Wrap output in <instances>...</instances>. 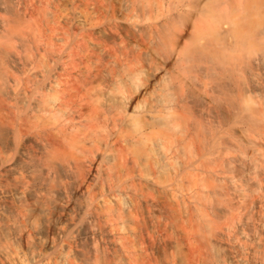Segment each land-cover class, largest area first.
Wrapping results in <instances>:
<instances>
[{
  "label": "rangeland",
  "instance_id": "obj_1",
  "mask_svg": "<svg viewBox=\"0 0 264 264\" xmlns=\"http://www.w3.org/2000/svg\"><path fill=\"white\" fill-rule=\"evenodd\" d=\"M217 1L0 0L19 264H264V0Z\"/></svg>",
  "mask_w": 264,
  "mask_h": 264
},
{
  "label": "bare ground",
  "instance_id": "obj_2",
  "mask_svg": "<svg viewBox=\"0 0 264 264\" xmlns=\"http://www.w3.org/2000/svg\"><path fill=\"white\" fill-rule=\"evenodd\" d=\"M203 1V0H202ZM219 1V0H218ZM217 1V2H218ZM199 2V1H198ZM254 2V1H253ZM207 3V2H206ZM226 3V2H225ZM193 4V3H192ZM194 4H196V2L194 3ZM199 4H201V3H199ZM239 4V3H238ZM242 4V3H241ZM203 5V4H202ZM191 6V5H190ZM200 6V5H199ZM220 6H221V4H220ZM232 6V5H231ZM3 7V4L0 2V8H2ZM196 7H197V5H196ZM189 8V7H188ZM192 8H194L195 9V7H192ZM226 7H222V9H221V11L223 12V10L225 11L226 9H225ZM237 8V7H236ZM216 9V8H215ZM218 9V8H217ZM242 9H243V6H242ZM247 9V8H246ZM245 9V10H246ZM251 9H253V8H251ZM196 10V9H195ZM244 11V10H243ZM236 12V11H235ZM256 12H259V10L257 9L256 10ZM224 13V12H223ZM240 13V12H239ZM238 13V14H239ZM231 14V13H230ZM191 15H193V13L191 14ZM209 16V15H208ZM212 16V15H211ZM216 16V15H215ZM224 16V15H223ZM188 17H189V15H188ZM220 15H219V18L218 19H220ZM245 17H246V15H245ZM185 18V17H184ZM198 18V17H197ZM188 19H190V18H188ZM218 19H216L217 20V22H218ZM226 19L227 20H229V18H227L226 17ZM233 19V18H232ZM239 20H240V18H238ZM242 19V18H241ZM247 19V18H246ZM227 20H225L224 22H225V24L227 23ZM250 20V19H249ZM79 21H82V20H79ZM189 21V20H188ZM193 21V20H192ZM200 21V20H199ZM238 21V20H237ZM217 22L215 23V21H214V23L215 24H217ZM233 22V24H234V20L232 21ZM239 22V21H238ZM238 22H237V24H238ZM191 23H193V22H191ZM205 23V22H204ZM213 23V22H212ZM232 24V25H233ZM204 25V24H203ZM208 25H210L209 23H208ZM230 25H231V19H230ZM251 25H252V23H251ZM217 26L219 27V29L221 28V29H223V28H225V26H224V23L222 22H219L218 24H217ZM217 26H216V28H217ZM228 26H229V23H228ZM249 26V25H248ZM256 26V25H255ZM214 27V26H213ZM229 28V27H228ZM232 28V27H231ZM235 29H236V27H234ZM233 28V29H234ZM210 29V28H209ZM226 29V28H225ZM254 29V28H253ZM224 30V29H223ZM241 30V29H240ZM243 30V29H242ZM215 31V30H214ZM206 32V31H205ZM236 32V31H235ZM242 32V31H241ZM244 32V31H243ZM248 32V31H247ZM250 33H251V31H250ZM254 34V33H253ZM259 34L260 35H263L264 34V29L262 30L261 29V31H259ZM174 36V35H173ZM241 36V35H240ZM259 36V35H258ZM205 37V36H204ZM237 37V36H236ZM235 37V38H236ZM244 37V36H243ZM229 40V39H228ZM246 40V39H245ZM28 41V40H27ZM26 41V42H27ZM207 42V41H206ZM174 43V42H173ZM220 43V42H219ZM252 43V42H251ZM226 48V47H225ZM263 55V54H262ZM257 57V56H256ZM246 61V60H245ZM231 64V63H230ZM242 66V65H241ZM76 85V84H75ZM82 94H84V93H82ZM71 98V97H70ZM120 98L121 99H124V96L123 95H121L120 96ZM168 107H166V109H167ZM118 113V112H117ZM5 116V115H4ZM30 116V115H29ZM32 116H30V118H31ZM36 118V117H35ZM56 118V117H55ZM98 118V117H97ZM107 118V117H106ZM99 119V118H98ZM101 119V118H100ZM49 120V119H48ZM47 120V121H48ZM74 130V129H73ZM25 131V130H24ZM56 131V130H55ZM61 131V130H60ZM71 131V130H70ZM75 131V130H74ZM236 131H237V133H239L242 137H244L245 138V136H244V134H243V130H242V128L241 127H237L236 128ZM67 132V131H66ZM72 132V131H71ZM76 132V131H75ZM97 132V131H96ZM167 132V131H166ZM77 133V132H76ZM92 133V132H91ZM100 133V132H99ZM157 133V132H156ZM57 134V133H56ZM69 134V133H68ZM78 134V133H77ZM94 134V133H93ZM70 135V134H69ZM71 135H73V134H71ZM80 135V134H79ZM86 135H88V137H90V133L89 134H86ZM92 135V134H91ZM58 136H59V134H58ZM68 136V135H67ZM78 136V135H77ZM69 137V136H68ZM59 139H61V138H58V140ZM84 139V138H83ZM245 139H249L248 137H246ZM55 141V140H54ZM88 142V141H87ZM89 146V145H88ZM22 155H23V153H22ZM83 156V155H82ZM123 161V160H122ZM29 169H30V167H29ZM14 170V169H13ZM44 173H45V175L47 176V177H49V175H51V171H50V169L49 168H44ZM20 179V178H19ZM30 179V178H29ZM31 180V179H30ZM46 181V182H45ZM48 181L47 180H42V181H40L39 180V182H38V184L37 185H39V189H38V191L36 190V188L35 189H33L32 191H30V195H33V196H38L39 195V193L42 191V190H46L47 191V193L49 192L48 190ZM22 187H25V189H27V188H29V187H31V186H29L28 184H17L16 186H14V187H6L4 184H3V182H1L0 181V219H4V218H6V219H9L10 218V212L13 210V208L14 207H11V206H8V205H6L5 204V202L7 201V200H9V199H12L13 198V196H14V193L19 189V188H22ZM39 192V193H38ZM53 193H55V194H58V195H63V194H65V189L63 188V187H60L58 190H56V191H54ZM60 201V200H59ZM61 202V201H60ZM57 205V204H56ZM82 206V205H81ZM72 221V220H71ZM111 223V222H110ZM94 226V225H93ZM13 227V229L15 230V228H14V226H12ZM95 228V227H94ZM0 234H1V227H0ZM90 234H93V229H92V227L88 224V223H86V224H84V226H82V228L78 231V235L79 236H81V237H87V236H89ZM6 244H4V243H2L1 241H0V261H4V263L5 264H19L20 263V256L17 254V252H15V251H12V250H10V248L8 247V246H5ZM219 253V252H218ZM134 262V261H133Z\"/></svg>",
  "mask_w": 264,
  "mask_h": 264
}]
</instances>
